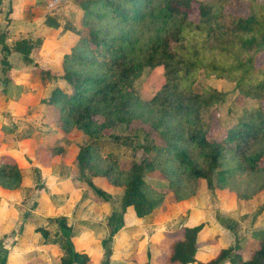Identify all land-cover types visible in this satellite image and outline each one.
<instances>
[{"label": "trees", "instance_id": "trees-1", "mask_svg": "<svg viewBox=\"0 0 264 264\" xmlns=\"http://www.w3.org/2000/svg\"><path fill=\"white\" fill-rule=\"evenodd\" d=\"M247 2L250 11L246 15L228 16L223 13V0L219 4L199 0H81L80 9L86 23L93 18L108 19L106 15H109L111 21L121 24L123 33L113 34L109 39L101 35L99 29L92 27L83 34L84 37L76 38L73 32L66 30V36L69 37L55 46L52 53L38 59L44 57L46 61L78 65H97V61L101 60L106 71L100 75L64 66H60V75H53L49 69L38 68L34 59L35 52H40L38 40L33 42L20 39L14 43V50L21 55L22 62L38 68L42 83L54 84L49 96L41 102L52 107L60 105L63 127H79L87 137L88 141L78 147L75 158L81 176L85 180L89 176L104 177L113 185L124 186L121 199L123 211L131 207L138 217H143L162 203L163 192L150 187L144 180L147 170L160 168L168 188L178 200L194 195L196 183L200 180L205 182L211 192L216 184L223 183L229 173V170L222 169L226 152L233 153L238 162L244 164L250 172H264V165L259 163L264 155V69L255 64L256 56L264 52V6L256 0ZM194 7L198 16L196 23L189 19ZM142 21H146L143 28L150 31L145 41L136 34L139 29L130 34V31H124L126 23L132 22V28ZM48 23L56 29L59 27L55 21ZM189 32H204L207 38L225 37L224 43L217 40L209 44L207 39L204 42L205 48L218 53L222 59L216 63L201 61L200 64L206 74L212 73L218 77L224 75L231 79L235 84L236 98L243 105L242 115L219 138L212 135L214 113L217 104L224 100L226 94L213 88H205L201 93L191 90L182 93L180 89L198 64L185 56L183 40ZM0 41H4V35H0ZM2 50L6 53L9 51L5 44ZM3 63L6 73L10 66L6 60ZM156 67L164 70L163 85L150 99L139 100L134 91L129 90L130 83L146 69ZM247 104H252V107L247 108ZM154 110L159 115L156 112L152 114ZM137 111L152 114L151 126L164 143L156 147L142 146L147 156L154 150L153 159L149 161L147 156L140 161L131 159L128 168L123 169L118 158L110 152L102 151L106 145L98 140L100 130L115 122L128 123ZM98 115L103 119L100 124L96 122ZM257 144L262 146L252 150ZM192 150L197 152L202 164H198L192 157ZM120 153L129 156L122 149ZM160 157L163 160L159 161ZM178 174L183 178L180 179ZM21 180L20 169L14 160L2 155L0 185L14 189L20 185ZM263 188L264 184H261L251 194L243 195V198ZM253 213L252 219L255 222L264 213V203ZM249 214L246 211L243 216ZM58 221L66 251L60 264H85L88 257L75 250L71 228L63 218H58ZM203 227L202 222H197L181 228V239L171 245L166 262L190 264L198 261L197 243ZM231 230L234 231V226ZM38 231L44 239L47 238L48 233L44 229ZM255 234L258 245L247 259L241 258L239 239L236 237L233 246L221 248L215 257L197 264H223L226 261L230 264H264V229ZM110 240L111 236L102 241L105 249L102 264H108ZM4 263L5 255L0 258V264Z\"/></svg>", "mask_w": 264, "mask_h": 264}, {"label": "crops", "instance_id": "crops-1", "mask_svg": "<svg viewBox=\"0 0 264 264\" xmlns=\"http://www.w3.org/2000/svg\"><path fill=\"white\" fill-rule=\"evenodd\" d=\"M66 1L0 0V35H4L0 41V157L13 159L22 175L17 188L0 185L4 264H60L66 251L58 218L71 228L75 250L88 257L85 264H102V241L110 236L108 264H168L166 257L173 242L181 239V228L197 222L204 227L197 243L198 261L190 264L212 259L221 248L233 246L236 237L241 258L247 259L258 245L255 232L264 228V221L256 220L255 230L245 232L243 202L234 200L230 205L229 200L216 197L214 209L207 190H197L181 202L169 193L150 214L138 217L131 207L122 210L124 186L88 173V180L81 176L75 158L85 136L56 127L52 106L41 102L54 84H43L38 68L25 65L14 50L20 39L38 40L43 55L63 43L69 36L61 37L63 28H54L47 15H54L53 5L59 8ZM3 44L8 53L2 50ZM4 60L10 66L6 73ZM31 124L34 130L21 134ZM38 229L48 233L46 239Z\"/></svg>", "mask_w": 264, "mask_h": 264}, {"label": "rangeland", "instance_id": "rangeland-1", "mask_svg": "<svg viewBox=\"0 0 264 264\" xmlns=\"http://www.w3.org/2000/svg\"><path fill=\"white\" fill-rule=\"evenodd\" d=\"M65 2V0H63ZM204 3H218L220 0H199ZM258 4L264 6V0H256ZM81 0H67L66 5L62 4L61 7L56 8L54 5V15H47L49 19L55 21L59 24V28H64L63 30L58 29L63 37V34H67L66 30L74 33V37L81 38L84 37L86 31H89V28L94 27L95 29H99L101 35L111 38L113 34L118 35L122 30L120 28L121 24L116 21H111L109 15H106L108 19L97 20L93 18L91 21L86 23L85 19H83V14L80 9ZM220 13L222 9L219 10ZM250 11V7L248 5L247 0H223V13L225 12L228 16H244ZM50 16V17H49ZM111 17V16H110ZM189 19L196 23L198 20V16L196 13L195 7L191 10ZM132 23V22H130ZM130 23L125 24L124 31H130L128 34L132 33L139 29L140 31H136V34L140 36L142 41H145L149 35L150 31L146 28H143L146 25V21H142L138 25L134 27H130ZM77 33V34H76ZM123 33V32H122ZM63 35V36H62ZM77 35V36H76ZM66 38V37H64ZM209 44L214 43L219 40L220 43H224L225 37L222 35L221 37L207 38L206 33L204 32H196L192 34L191 32L187 33L184 40L183 45L185 47V56L187 55L189 59L193 61H197L198 64L196 69L188 75L183 85H181L182 93L187 92L189 90L201 93L205 88H213L219 92L225 93V98L222 102L218 103L215 108L214 113V121L212 127V135L216 138L220 137V134L230 126L236 123L237 118H239L243 113V105L239 103L236 98V90L235 84L231 79L225 78L224 75L222 77H218L215 74H206L205 68L201 64L208 61H213L214 63L220 61L222 57L218 53H213L214 51H210L205 48L204 42ZM40 45V43H39ZM235 51V50H233ZM44 56L42 53L36 51L34 55V59H36L38 63V68L49 69L50 73L53 75H60V66H64V68L69 67L76 71H81L84 73H95L97 75L103 74L105 68L102 66L101 60L97 61V65H93L91 63L78 65L71 63H59V61H51L44 59H38V57ZM57 60V59H56ZM255 64L264 69V52L258 54L255 58ZM44 69V70H45ZM49 73V74H50ZM164 83V70L162 67H156L154 69H146L140 76L134 79L130 83L129 90L134 91L133 93L137 95L140 99H150L154 93L163 85ZM246 87L245 84H243ZM241 85V88H244ZM125 90V87H123ZM247 108L252 107V104H247ZM52 117L54 118V123L56 127L62 130L63 133H81L84 135V132L74 125L63 127L61 121V107L60 105L52 107ZM156 110L152 114H154ZM159 115V112H156ZM152 114L144 113L143 111H137L131 115V121L128 123H114L109 127H105L100 130V138L98 140L101 141L103 145H106L104 152H110L114 155V157L118 158L121 161L120 167L123 169H127L129 166V160L140 161L143 157H146V153L141 148L142 146H163V139L159 136V134L152 128L151 122L153 120ZM103 121L101 115H98L96 118L97 124H100ZM34 124L28 125L21 134H28L32 132L34 129ZM28 128V129H27ZM85 136V135H84ZM87 137H85V141ZM88 141V140H87ZM94 142V141H93ZM262 145L253 146L252 150L260 148ZM121 149L124 152H128L129 156L121 155ZM192 157L196 160L198 164H202L201 159H199L197 152L191 151ZM154 150H152L147 158L151 161L154 157ZM158 160H163V157L158 158ZM259 163L264 165V155L259 160ZM100 166H104L101 164ZM222 169L229 170V173L226 175V178L223 183L216 184L214 186L213 192L210 191L209 187H206L205 182L203 180L198 181L196 183V191H205L207 190V194L209 197V206L210 208L216 207V197H220L224 200H229L230 205L232 203L243 202L245 204V209L247 212L249 211V215L243 216L241 219L242 225L245 226L244 231L255 230V222L253 218V212L257 210V208L264 203V188L262 190L256 191L248 198H243V195H249L253 191H255L261 184H264V172H250L244 164H240L236 156H234L231 152H226L223 158ZM178 177L183 178L182 175L178 174ZM144 180L149 182L150 187L154 186L155 189H159L160 192L167 195L169 193L173 194L171 190L168 188L167 180L164 178L162 170L160 168L147 170L144 173ZM217 193V194H216ZM170 194V195H171ZM174 195V194H173ZM175 197V196H174ZM176 199V198H175ZM178 202L187 200L181 199ZM236 200V201H234ZM246 213V212H245ZM257 219H261L264 221V213L259 215ZM255 225V226H254ZM264 226V222H263ZM259 228H256V230ZM264 229V228H261ZM237 232L242 233L240 227L237 226Z\"/></svg>", "mask_w": 264, "mask_h": 264}]
</instances>
